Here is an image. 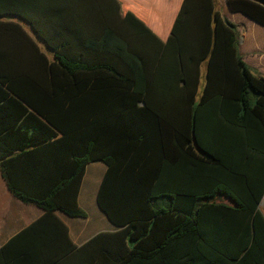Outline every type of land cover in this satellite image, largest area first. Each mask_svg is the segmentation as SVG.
I'll return each instance as SVG.
<instances>
[{
    "label": "trees",
    "instance_id": "1",
    "mask_svg": "<svg viewBox=\"0 0 264 264\" xmlns=\"http://www.w3.org/2000/svg\"><path fill=\"white\" fill-rule=\"evenodd\" d=\"M121 4L0 0V170L45 211L0 264H264V77L217 0H184L167 41ZM228 5L264 27V0ZM91 163L114 231L77 247L57 214L87 218Z\"/></svg>",
    "mask_w": 264,
    "mask_h": 264
},
{
    "label": "crops",
    "instance_id": "2",
    "mask_svg": "<svg viewBox=\"0 0 264 264\" xmlns=\"http://www.w3.org/2000/svg\"><path fill=\"white\" fill-rule=\"evenodd\" d=\"M120 2L124 13H134L160 39L167 41L184 0H120ZM217 3L221 15L234 24L239 33L238 50L247 64V68L254 75L264 77V27L251 21L243 14L232 13L229 10L228 0H217ZM202 68V74L204 70L206 76V65ZM103 165L91 163L87 166L79 194L80 207L81 198L91 202L95 198L96 201L103 175L106 173V166ZM1 173L0 170V248L6 246L23 230L38 221L45 212L34 204H26L17 199L11 193ZM260 208L264 214V198ZM57 216L68 226L70 238L77 247H81L97 233L103 232L93 231L92 235H88V227L81 225L73 227L71 225L70 221L75 219L62 214H57ZM105 231L112 232L114 227L111 225ZM32 241L34 242V239L30 237L23 238L19 244L14 246L15 252L19 253L18 249L28 246Z\"/></svg>",
    "mask_w": 264,
    "mask_h": 264
},
{
    "label": "rangeland",
    "instance_id": "3",
    "mask_svg": "<svg viewBox=\"0 0 264 264\" xmlns=\"http://www.w3.org/2000/svg\"><path fill=\"white\" fill-rule=\"evenodd\" d=\"M42 48H44L42 46ZM205 64L202 65L204 67ZM201 68V72H202ZM202 82H201V87L200 91L202 89L203 84L205 83V75H204V70L202 74ZM103 165L102 163H99ZM104 166V165H103ZM81 207L83 210H85L87 213V218L86 219H75L70 221L71 225L73 227L75 226H86L88 227L89 232L87 233L88 235H92L93 231H105L108 229V227L111 226L107 218L102 214V212L99 210L95 198H93L92 202L91 201H84V199L81 198L80 201ZM97 229V230H94ZM93 237V236H92Z\"/></svg>",
    "mask_w": 264,
    "mask_h": 264
},
{
    "label": "water",
    "instance_id": "4",
    "mask_svg": "<svg viewBox=\"0 0 264 264\" xmlns=\"http://www.w3.org/2000/svg\"><path fill=\"white\" fill-rule=\"evenodd\" d=\"M260 205H261V203H260Z\"/></svg>",
    "mask_w": 264,
    "mask_h": 264
}]
</instances>
